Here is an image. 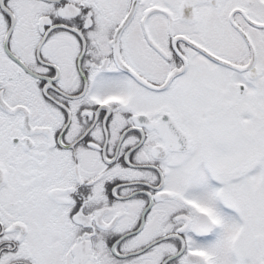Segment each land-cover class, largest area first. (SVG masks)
<instances>
[{
    "label": "snow or ice",
    "instance_id": "1",
    "mask_svg": "<svg viewBox=\"0 0 264 264\" xmlns=\"http://www.w3.org/2000/svg\"><path fill=\"white\" fill-rule=\"evenodd\" d=\"M0 264H264V0H0Z\"/></svg>",
    "mask_w": 264,
    "mask_h": 264
}]
</instances>
